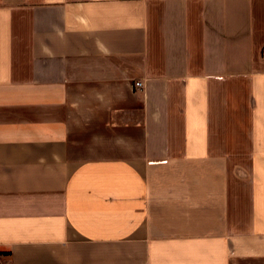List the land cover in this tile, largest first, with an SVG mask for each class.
Instances as JSON below:
<instances>
[{"label":"crops","instance_id":"obj_1","mask_svg":"<svg viewBox=\"0 0 264 264\" xmlns=\"http://www.w3.org/2000/svg\"><path fill=\"white\" fill-rule=\"evenodd\" d=\"M263 49L264 0H0V264H264Z\"/></svg>","mask_w":264,"mask_h":264},{"label":"built area","instance_id":"obj_2","mask_svg":"<svg viewBox=\"0 0 264 264\" xmlns=\"http://www.w3.org/2000/svg\"><path fill=\"white\" fill-rule=\"evenodd\" d=\"M263 53V58H264V49L262 50ZM142 83L139 81L138 83L135 84V88L141 87Z\"/></svg>","mask_w":264,"mask_h":264}]
</instances>
